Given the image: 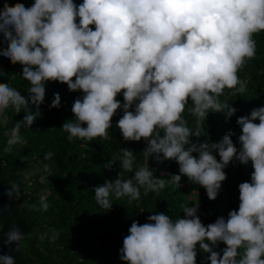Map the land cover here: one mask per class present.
I'll return each mask as SVG.
<instances>
[{"label":"clouds","instance_id":"1","mask_svg":"<svg viewBox=\"0 0 264 264\" xmlns=\"http://www.w3.org/2000/svg\"><path fill=\"white\" fill-rule=\"evenodd\" d=\"M260 31H264V0H83L79 5L74 0H35L31 7L5 0L0 43L7 46L0 47V55L24 66L22 75L30 82L28 91L34 94L30 100L37 108L15 124L8 145L21 142V126L31 127L40 114L46 83L59 81L84 94L72 106L74 122L62 125L69 141L106 139L113 116L122 108L117 127L125 141L143 138L145 157L155 154L157 160L179 164V174L168 180L141 166L131 178L122 179L121 173L95 187V200L106 210L112 207L111 195L127 196L131 203L140 199L141 188L147 195L166 184L180 186L182 175L215 200L227 178L224 168L233 159L245 165L251 161V181L239 185L238 211L207 226L197 215L198 204L184 206L183 218L158 213L147 218L151 223L134 221L120 259L128 264H197L199 245L210 253V264H264V106L237 119L242 128L239 149L231 131L219 143L190 139L202 135L209 111L223 112L229 119L236 113L219 98L225 88L234 89L233 94L246 91L238 71L254 58L252 37ZM122 90L123 104L117 99ZM28 103L20 91L0 83V123H7V109L19 113ZM189 104L188 111L197 117L195 130L182 117ZM60 106L61 96L55 93L50 107ZM122 152L105 166L111 169L119 161L123 171L132 172L133 151ZM51 156L49 152L45 159ZM44 169L51 172L48 165ZM14 193L19 196L15 185L7 195L12 198ZM6 237L8 245L17 242L18 247L23 232L13 227ZM219 242L227 245L223 255L214 251ZM0 264H15L14 257L0 255Z\"/></svg>","mask_w":264,"mask_h":264},{"label":"trees","instance_id":"2","mask_svg":"<svg viewBox=\"0 0 264 264\" xmlns=\"http://www.w3.org/2000/svg\"><path fill=\"white\" fill-rule=\"evenodd\" d=\"M7 2H20L31 7L35 0ZM4 3L5 0H0V9ZM74 3L82 4L83 0H74ZM90 27L95 30L94 25ZM252 38L256 45L255 56L238 71L239 78L246 82V91L233 94L234 89L225 88L219 98L235 107L236 113L229 119L223 112L209 111L202 121V135L190 137L192 142L219 143L231 131L235 133L232 136L235 146L241 147L238 138L242 128L237 119L250 115L254 108L264 106V31L254 33ZM0 41H3L2 33ZM6 46V42L0 43V47ZM23 67L0 55V83L9 84L29 100L27 107L22 106L19 113L12 107L7 109L4 113L7 123H0V183L10 188L15 185L19 189V196L13 194L16 200L11 209L0 218V242L16 224L23 232V239L15 251L20 264H128L120 259V249L134 221L141 225L151 223L147 218L158 213L169 215L174 220L183 218L184 206L198 204L197 215L207 226L221 216L227 219L232 210L238 211L239 185L251 181L254 168L251 161L245 165L236 159L224 168L227 178L215 200L209 199L203 186L182 175L180 186L166 184L158 193L150 191L147 195L141 188L140 199L131 203L127 196L116 199L111 195V209L102 208L95 200V187L114 181L121 173L122 179L131 178L141 166L149 167L155 177L168 180L171 174H179V164L175 160H157L155 154L145 157L143 152L147 141L143 138L125 141L117 127L124 114L122 108L113 116L106 139L97 137L87 141L73 138L69 141V133L63 130L62 125L66 121L74 122L72 106L84 94L82 90L70 91L66 83L59 81L46 83L40 114L31 127L21 126V142L9 146L8 140L15 124L25 115L37 111L30 100L34 95L28 91L30 82L22 75ZM55 93L61 96L59 108L50 107ZM117 99L123 104V90ZM190 104L186 105L182 117L186 119L187 126L195 130L197 117L188 111ZM134 109L135 105L130 110ZM255 123H259V119ZM8 148L10 151H6ZM123 148L133 151L132 172L123 171L119 161L111 169L105 166L112 157L122 156ZM49 152L52 153L51 158L45 159ZM193 155L198 157L199 154ZM214 155L218 161L221 159L218 152ZM45 165L50 166V173L45 171ZM45 203L46 209L43 207ZM226 247L225 243L219 242L214 251L223 255ZM208 256L210 253L197 245V264H210Z\"/></svg>","mask_w":264,"mask_h":264},{"label":"water","instance_id":"3","mask_svg":"<svg viewBox=\"0 0 264 264\" xmlns=\"http://www.w3.org/2000/svg\"><path fill=\"white\" fill-rule=\"evenodd\" d=\"M9 189H10L9 185H4L0 183V218L11 209L14 201L16 200L14 196L10 198L7 195V192ZM13 227L18 228L16 224H14L12 228ZM6 240H7V237L5 236L3 240L0 242V255H11L14 257L15 264H20L17 261L16 255H15V251L17 248V242H13L11 245H8L6 243Z\"/></svg>","mask_w":264,"mask_h":264}]
</instances>
